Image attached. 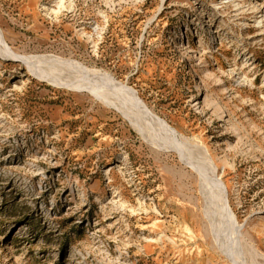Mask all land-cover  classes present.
Masks as SVG:
<instances>
[{"label": "rangeland", "instance_id": "rangeland-1", "mask_svg": "<svg viewBox=\"0 0 264 264\" xmlns=\"http://www.w3.org/2000/svg\"><path fill=\"white\" fill-rule=\"evenodd\" d=\"M0 40V264H264V0H0Z\"/></svg>", "mask_w": 264, "mask_h": 264}, {"label": "bare ground", "instance_id": "bare-ground-1", "mask_svg": "<svg viewBox=\"0 0 264 264\" xmlns=\"http://www.w3.org/2000/svg\"><path fill=\"white\" fill-rule=\"evenodd\" d=\"M203 14V13H202ZM1 41V40H0ZM1 42H3V41H1ZM209 161V160H208ZM210 162V161H209ZM211 163V162H210ZM218 182V181H217ZM220 187V186H219ZM221 188V187H220ZM221 190H223V189H221Z\"/></svg>", "mask_w": 264, "mask_h": 264}]
</instances>
